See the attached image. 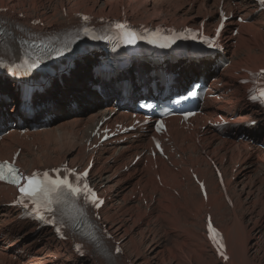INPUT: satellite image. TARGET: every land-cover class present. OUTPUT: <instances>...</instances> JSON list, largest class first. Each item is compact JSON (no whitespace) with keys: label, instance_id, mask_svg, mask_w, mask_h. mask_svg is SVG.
<instances>
[{"label":"bare ground","instance_id":"6f19581e","mask_svg":"<svg viewBox=\"0 0 264 264\" xmlns=\"http://www.w3.org/2000/svg\"><path fill=\"white\" fill-rule=\"evenodd\" d=\"M25 6L33 16L25 12ZM217 6L218 0H0V8L25 12L21 18L5 15L11 20L5 32L16 54L22 41L19 29L29 19H40L43 31L63 30L74 23L71 16L69 20L65 18V13L118 16L124 8L136 23L169 22L177 27H196L199 20L208 18L205 24L210 27L216 19ZM224 6L247 20L245 24L228 22L237 28L238 35L225 36L224 53L208 62L177 64L180 73L175 86L178 82L181 87L193 78L194 71H204L216 79L210 84L221 99L208 101L204 114L198 116L199 125L205 129L188 133L176 119H171L170 141L176 152L167 153L169 162L158 158L156 169L141 161L129 167L134 157L150 145L146 134L123 144L104 145L94 155L91 179L105 196L102 219L109 224L113 239L120 242L123 255L109 260L78 258L69 243L57 241L51 230H36L35 223L20 221L18 211L6 206L13 200L14 189L0 185V264H264V147L259 145L264 142V115L246 102V87L238 84L244 70L264 68V14L255 13L256 6L250 0H224ZM93 59H78L70 78H62V86L53 83L50 91L56 94L45 91L35 101L39 106L34 109H39L42 116L38 128L24 135L19 128H11L0 141V159H11L20 148L17 164L21 170L31 172L64 162L84 167L92 155L85 149V140L95 122L110 116L111 124L124 120L130 123L129 114L120 111L119 103L133 99L132 95L146 82L143 72L99 80V95L89 89L93 76L88 67ZM224 62L229 66L221 68ZM213 65L217 70L211 71ZM118 80L127 81L124 92L133 90L130 100H124ZM0 89L10 95L14 90L10 85ZM217 114L233 118L234 124L252 119L258 125L255 130L245 131L248 138L225 136L206 124V119L217 121ZM16 115V106L8 115L0 114V127L7 118L16 122ZM20 116L24 120V115ZM196 134L201 136L200 143ZM208 157L222 169L230 204ZM189 169L204 180L206 201ZM206 215L223 233L229 257L224 263L216 258L205 239Z\"/></svg>","mask_w":264,"mask_h":264},{"label":"snow or ice","instance_id":"6c2138e0","mask_svg":"<svg viewBox=\"0 0 264 264\" xmlns=\"http://www.w3.org/2000/svg\"><path fill=\"white\" fill-rule=\"evenodd\" d=\"M84 19L88 18L85 17ZM116 27L124 29L126 26L117 24ZM124 36L127 43L134 44L136 42V34L134 32L126 31ZM261 74L264 75V70H262ZM192 94L194 95L195 93ZM261 96H264V90L261 91ZM250 98L253 100L257 99L254 95L250 96ZM148 107H151V105H148ZM6 173L10 177L8 182L14 183L18 187L20 192V196L18 197L19 202L22 204L25 201L32 203L37 219L44 220L46 218L44 215L45 212L53 213L54 215L53 205L61 203L60 197L62 195L70 194L74 200L83 199L85 202L92 203L95 206H98V203H102V201L97 202L94 191L85 179L87 177V171L84 173H75L74 170L65 169V174L63 176H57L55 179L48 172H34L30 176H25L15 167L14 162L0 161V180L5 179ZM48 222L53 223V220L49 218ZM57 231L59 232L60 229L57 228ZM209 232L210 238L214 242H217L216 236L213 235L215 229L212 228L211 224H209ZM90 238L95 239L94 236ZM77 251H81L79 246H77ZM116 251L119 252L120 249L117 248ZM81 254L83 253L81 252Z\"/></svg>","mask_w":264,"mask_h":264},{"label":"rangeland","instance_id":"374dc122","mask_svg":"<svg viewBox=\"0 0 264 264\" xmlns=\"http://www.w3.org/2000/svg\"><path fill=\"white\" fill-rule=\"evenodd\" d=\"M24 8H26V6L24 7ZM0 9H2V10H6V12H4L5 14H25V12L27 13V14H29L30 16H33L32 14H33V12H32V10H30V8L29 7H27L26 9H25V12H24V10H22V12H21V10L19 11L17 8H11V7H4V8H0ZM13 9V10H12ZM18 11V12H17ZM41 11V10H40ZM14 12V13H13ZM129 12V11H128ZM129 14H130V12H129ZM190 171V170H189ZM143 203H145L144 201H143ZM102 223L103 224H105V229L106 230H109L108 228H109V224L106 222V221H104V219H103V221H102ZM110 232V231H109ZM111 233V232H110Z\"/></svg>","mask_w":264,"mask_h":264}]
</instances>
